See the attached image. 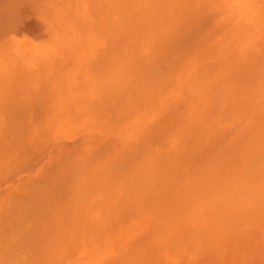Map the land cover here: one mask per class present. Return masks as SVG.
Masks as SVG:
<instances>
[{"label":"bare ground","instance_id":"obj_1","mask_svg":"<svg viewBox=\"0 0 264 264\" xmlns=\"http://www.w3.org/2000/svg\"><path fill=\"white\" fill-rule=\"evenodd\" d=\"M222 257L264 260V0H0V264Z\"/></svg>","mask_w":264,"mask_h":264},{"label":"rangeland","instance_id":"obj_2","mask_svg":"<svg viewBox=\"0 0 264 264\" xmlns=\"http://www.w3.org/2000/svg\"><path fill=\"white\" fill-rule=\"evenodd\" d=\"M227 255H228V254H227ZM224 256H226V254H225ZM224 256H223V257H224ZM223 257H222L220 260L218 259V260H217L218 263H217V261H216V263H217V264H225V263H224V262H225V261H224L225 258H223ZM228 258L230 259V263H229V264H232V260H233L234 257H227L226 259H228ZM229 259H228V260H229ZM228 260H227V261H228ZM262 262H263V264H264V260H263ZM212 263H214V262L212 261ZM226 263H227V262H226ZM214 264H215V263H214Z\"/></svg>","mask_w":264,"mask_h":264}]
</instances>
